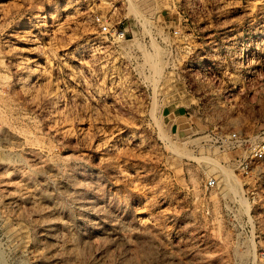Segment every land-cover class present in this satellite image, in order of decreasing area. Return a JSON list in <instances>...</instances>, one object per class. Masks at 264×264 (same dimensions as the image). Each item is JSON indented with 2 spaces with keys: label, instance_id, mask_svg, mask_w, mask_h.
<instances>
[{
  "label": "rangeland",
  "instance_id": "obj_1",
  "mask_svg": "<svg viewBox=\"0 0 264 264\" xmlns=\"http://www.w3.org/2000/svg\"><path fill=\"white\" fill-rule=\"evenodd\" d=\"M129 1L0 0V264H264V0Z\"/></svg>",
  "mask_w": 264,
  "mask_h": 264
},
{
  "label": "built area",
  "instance_id": "obj_2",
  "mask_svg": "<svg viewBox=\"0 0 264 264\" xmlns=\"http://www.w3.org/2000/svg\"><path fill=\"white\" fill-rule=\"evenodd\" d=\"M129 0H87V9L92 14L93 23L98 27L100 33L110 37L114 42L127 40L129 28L127 18L130 14ZM86 9V10H87ZM95 10H97L95 12ZM240 143L241 140L235 133L222 140V143ZM250 157L253 160L264 159V143L252 147ZM246 160L239 162L241 167H246ZM217 186L215 178L210 177L205 181V188L212 189Z\"/></svg>",
  "mask_w": 264,
  "mask_h": 264
},
{
  "label": "crops",
  "instance_id": "obj_3",
  "mask_svg": "<svg viewBox=\"0 0 264 264\" xmlns=\"http://www.w3.org/2000/svg\"><path fill=\"white\" fill-rule=\"evenodd\" d=\"M172 112L175 113L176 118H183V114L186 113V106L182 104L175 105L172 109Z\"/></svg>",
  "mask_w": 264,
  "mask_h": 264
},
{
  "label": "bare ground",
  "instance_id": "obj_4",
  "mask_svg": "<svg viewBox=\"0 0 264 264\" xmlns=\"http://www.w3.org/2000/svg\"><path fill=\"white\" fill-rule=\"evenodd\" d=\"M131 3H130V8H132L133 7V5H134V2H132V1H130ZM157 49V48H156ZM160 53V52H159ZM161 55V54H160ZM148 57H150V56H148ZM154 56H152V58H149V60H154V58H153ZM153 62V64H154V61H152ZM154 67H155V65H154ZM226 177V176H225Z\"/></svg>",
  "mask_w": 264,
  "mask_h": 264
}]
</instances>
